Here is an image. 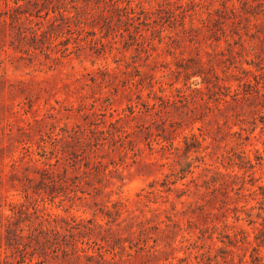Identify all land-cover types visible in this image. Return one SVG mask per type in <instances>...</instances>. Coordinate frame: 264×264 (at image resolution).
<instances>
[{
  "label": "rangeland",
  "instance_id": "obj_1",
  "mask_svg": "<svg viewBox=\"0 0 264 264\" xmlns=\"http://www.w3.org/2000/svg\"><path fill=\"white\" fill-rule=\"evenodd\" d=\"M264 0H0V264H264Z\"/></svg>",
  "mask_w": 264,
  "mask_h": 264
},
{
  "label": "trees",
  "instance_id": "obj_2",
  "mask_svg": "<svg viewBox=\"0 0 264 264\" xmlns=\"http://www.w3.org/2000/svg\"><path fill=\"white\" fill-rule=\"evenodd\" d=\"M261 243L264 245V239H263V240H261Z\"/></svg>",
  "mask_w": 264,
  "mask_h": 264
}]
</instances>
